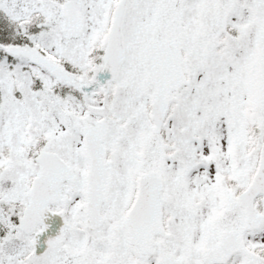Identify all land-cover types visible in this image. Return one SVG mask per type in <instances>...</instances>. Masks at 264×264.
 Instances as JSON below:
<instances>
[{
  "label": "snow or ice",
  "instance_id": "snow-or-ice-1",
  "mask_svg": "<svg viewBox=\"0 0 264 264\" xmlns=\"http://www.w3.org/2000/svg\"><path fill=\"white\" fill-rule=\"evenodd\" d=\"M0 264H264V0H0Z\"/></svg>",
  "mask_w": 264,
  "mask_h": 264
}]
</instances>
